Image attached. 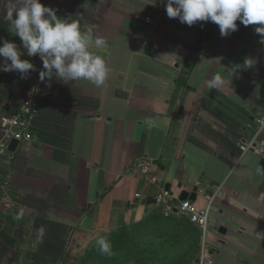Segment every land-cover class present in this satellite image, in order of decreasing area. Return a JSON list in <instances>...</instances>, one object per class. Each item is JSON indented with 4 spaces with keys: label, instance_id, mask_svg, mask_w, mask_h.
Masks as SVG:
<instances>
[{
    "label": "crops",
    "instance_id": "0c3cea01",
    "mask_svg": "<svg viewBox=\"0 0 264 264\" xmlns=\"http://www.w3.org/2000/svg\"><path fill=\"white\" fill-rule=\"evenodd\" d=\"M8 2L0 0V46L14 41L36 70L25 79L0 72V136L3 118L23 101L36 106L32 142L0 155V264H78L100 236L160 211L163 190L210 209L213 264H264V153L245 147L264 143L260 25L237 21L221 37L212 22H197L202 31L169 18L166 0H41L82 29L93 26L106 43L91 50L109 68L101 87L54 75L49 88L39 55L28 57L8 31ZM217 74L225 83L209 89ZM170 224L155 230L166 234ZM193 226L198 264L203 235Z\"/></svg>",
    "mask_w": 264,
    "mask_h": 264
},
{
    "label": "clouds",
    "instance_id": "9594fccd",
    "mask_svg": "<svg viewBox=\"0 0 264 264\" xmlns=\"http://www.w3.org/2000/svg\"><path fill=\"white\" fill-rule=\"evenodd\" d=\"M165 11L169 18H178L180 23L193 26L197 22H212L219 27L221 37H227L238 30L239 25H260L255 33L264 44V0H166ZM58 9L45 6L41 0H9L6 20L10 24L8 31L20 39L22 48L28 57L39 55L43 70L39 71V80L51 87L55 75L59 81H88L101 87L109 74L105 59L95 54L93 46L101 48L106 41L94 36L93 26L81 28L78 20L69 21L67 17L57 15ZM25 52L11 40H4L0 46V72H18L25 79L35 65L28 59H22ZM10 61V63H9ZM252 59H246V67L253 66ZM225 83L217 74L208 81L209 89H218ZM22 218V214L15 217ZM107 232V230H105ZM98 251L102 255L112 254V244L107 235L96 240Z\"/></svg>",
    "mask_w": 264,
    "mask_h": 264
},
{
    "label": "built area",
    "instance_id": "2783aa9c",
    "mask_svg": "<svg viewBox=\"0 0 264 264\" xmlns=\"http://www.w3.org/2000/svg\"><path fill=\"white\" fill-rule=\"evenodd\" d=\"M200 30H205L206 25L203 23H196L193 26ZM35 99L30 98L25 100L19 106V110L11 115L3 118L1 123L0 136V155L12 158V151L9 150L10 144L13 141L19 142V145H28L33 140L32 122L35 115ZM258 129L264 128V112L257 120ZM246 149L249 151L264 153V143L260 144L258 148L255 147L252 139L247 141ZM138 170L141 175L154 182L155 179L150 178V164L146 161L138 162ZM218 194L217 191H214ZM199 194H204V189L198 190ZM140 199L141 195H136ZM156 203L161 209L165 217H170L174 214L186 216L194 225H196L203 235V246L198 264H213L212 255L208 249L206 239L210 233V209L199 210L195 207L191 200L180 201L168 190H163L156 196Z\"/></svg>",
    "mask_w": 264,
    "mask_h": 264
},
{
    "label": "rangeland",
    "instance_id": "374dc122",
    "mask_svg": "<svg viewBox=\"0 0 264 264\" xmlns=\"http://www.w3.org/2000/svg\"><path fill=\"white\" fill-rule=\"evenodd\" d=\"M165 232L168 238H164L159 233L154 236L143 235V229H134L132 226H128L125 231L110 232L106 235L112 244V254L102 255L94 242L84 256V263L85 261V264L99 261L104 263L109 260L112 264H118L122 260L121 256H126L123 264H161L178 259L180 256H182L180 264L194 263L200 250V240H196L195 235L193 240L190 238L194 233L186 231V235H183L184 233H177L170 228ZM94 249L95 254L91 255L90 259L87 258ZM135 250L143 252L142 259L128 260L127 258Z\"/></svg>",
    "mask_w": 264,
    "mask_h": 264
},
{
    "label": "trees",
    "instance_id": "16d2710c",
    "mask_svg": "<svg viewBox=\"0 0 264 264\" xmlns=\"http://www.w3.org/2000/svg\"><path fill=\"white\" fill-rule=\"evenodd\" d=\"M167 223H171L170 225V229L175 230L177 233H181V228L180 227H176V225L178 224H183L184 226V234L186 235V231L188 232H193V236L191 235L190 238L193 240L194 239V235L196 236V240H199V231L197 228H195L193 225V223L191 221L188 220V218L186 216L183 215H179V214H174L170 217H165L162 213V211H157L155 213H153L151 216H149L147 219H145L144 221L132 225V227L134 229L136 228H141L143 229V235H147V236H154L156 233H159L160 235H162L164 238H168L169 236L166 235L165 233H161V231H159V229H161L163 224H167ZM156 225H161L157 227V231L155 230V226ZM128 226H125L121 229H119L118 231H125L127 230ZM179 230V231H177ZM156 231V232H155ZM95 254V249L93 250L92 253L88 254V257L90 259L91 255ZM143 252H141L140 250H135L133 253L130 254L129 258H127L128 260H135L138 259L139 261L142 259ZM122 260L120 263L118 264H123L124 259L126 258V256H121ZM185 258V257H184ZM83 261V262H82ZM182 261V256H180L178 259H174L172 261H166V262H162L161 264H180V262ZM80 264H85L84 263V258L80 261ZM79 264V263H78ZM89 264H112L111 262H109V260L107 262H92Z\"/></svg>",
    "mask_w": 264,
    "mask_h": 264
},
{
    "label": "water",
    "instance_id": "95a60500",
    "mask_svg": "<svg viewBox=\"0 0 264 264\" xmlns=\"http://www.w3.org/2000/svg\"><path fill=\"white\" fill-rule=\"evenodd\" d=\"M119 96H122V92H119L118 94ZM19 146V142L17 141H13L11 144H10V147H9V150L12 151V152H15L17 147ZM191 199V196L189 193H183L180 197V200L181 201H186V200H189ZM220 233H225V229H221L220 230Z\"/></svg>",
    "mask_w": 264,
    "mask_h": 264
}]
</instances>
